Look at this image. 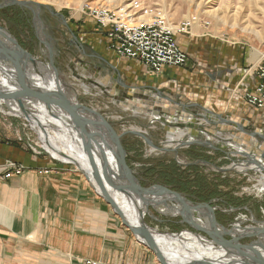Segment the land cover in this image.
I'll use <instances>...</instances> for the list:
<instances>
[{"label":"rangeland","instance_id":"obj_1","mask_svg":"<svg viewBox=\"0 0 264 264\" xmlns=\"http://www.w3.org/2000/svg\"><path fill=\"white\" fill-rule=\"evenodd\" d=\"M5 1L0 0V5ZM16 1L43 5L44 7L40 9V21H35L33 14L27 9L9 7L21 9L26 14L28 23H22L20 26L18 24L19 17L15 15V11H13L15 14L12 12L11 14L1 13L0 29L7 32L17 42V48L39 65L48 66L47 68H49L52 54L54 66L62 82L74 90L82 106L85 109L97 111L110 123H113V130L117 136L125 135L122 144L128 156L126 161L134 173L140 176L141 174L150 173L151 169H156L155 172L162 174L163 167L175 164L184 174L183 172L189 170L191 166L198 167L201 174L206 177L205 179L211 182H222L223 185L219 188V192L224 196L210 202L199 203L193 201L187 194H178L182 195L193 206L202 205V213H205L208 207L215 208V217L219 214L222 218L221 222L217 218L216 220L224 228L235 229L239 227L241 232L243 231V233L238 234V238L243 237L240 240L242 245L248 246L259 240L256 233L250 234V232L264 229L262 228V224H264V169L256 170V167H254L255 169L251 168L243 172L232 167L264 159L261 155V153H264L263 114L254 118V120L245 119L246 125L241 122L240 117L216 115L215 111L219 110L228 113L229 109L224 105L220 107L214 105L204 106L198 102L189 103L186 100H184L186 102L183 105H177L176 102L161 100L159 98L163 95L161 97L157 96L156 92H152L147 88L139 89L136 87L135 81L126 83L118 76L117 71H112L110 59H107L106 53L108 48L110 50L111 48L105 42V31L102 29L94 31L86 28V26L83 28L78 26L79 24L76 25L72 20H68L70 16H83L85 20L86 18L94 20L88 15L87 7H102L116 12L129 6L135 0ZM139 1L161 10L169 24L175 29L192 17H197L201 22H198V24L201 26L203 23H209L208 27L204 28V32L207 34L205 37L207 46L208 43L214 44L215 41L227 39L233 43L245 44L255 55L264 57V0ZM27 26L30 27L31 31L27 29ZM1 33V41L11 47V40L5 33ZM186 56L188 57L187 54ZM188 60L187 66L183 69L190 66L189 57ZM148 71L154 74L149 69ZM51 72L46 71L43 76L50 75L54 80ZM50 84L56 86L54 82ZM64 91L68 95L72 92L67 88ZM120 91L122 94H120ZM167 94L169 93L167 92ZM167 94H164V96L166 97ZM246 94H242V99H245ZM151 95H155L156 98L150 97ZM226 95L224 94L223 97ZM225 101L227 102L228 99ZM0 111L3 112L0 116V127L4 131L14 134L13 132L18 130V126H20V130H23L24 126H30L23 117L13 114L7 108L4 111L0 109ZM36 112L45 116L39 110H36ZM46 116L48 117L47 114ZM155 116L158 119L154 118ZM29 128L27 127V129ZM29 130V133L26 132L29 136V145H32L33 149L43 152L42 155L48 158V163L53 166L57 165L58 169H74L80 172L73 164H65L55 160L48 153L46 145L40 139L38 134L40 132L38 130L36 132L31 128ZM180 132L187 134L184 137L186 145L178 147L175 141V144L169 147L167 143H169L170 138ZM191 137L195 138L197 142L190 143ZM200 141L205 142V144H200ZM208 143L212 144L209 145ZM128 148L133 150L130 151ZM238 148L244 153H240ZM27 170L29 169L25 168L21 175ZM51 172L50 169L39 171L40 174ZM80 174L82 175L81 172ZM98 198L100 197L98 196ZM232 202L239 203L234 206L231 204ZM106 207L107 210L110 208L107 204ZM109 210L112 213L115 227L128 235L129 243L134 242L138 244L136 248L147 250L122 225L120 218L113 213L112 209ZM166 220L169 221L165 224L162 223ZM172 221L179 223L172 225ZM145 223L149 227L157 229L163 236L188 237L198 234L207 237L191 224L183 222L181 218L164 217L153 210H150L145 217ZM180 248L179 251H182ZM147 252L156 258L150 251L147 250ZM177 255L175 256L178 257L179 263L197 260L196 254L191 256L187 252L181 257ZM86 262H83V264H86ZM156 264H159L157 258Z\"/></svg>","mask_w":264,"mask_h":264},{"label":"crops","instance_id":"obj_2","mask_svg":"<svg viewBox=\"0 0 264 264\" xmlns=\"http://www.w3.org/2000/svg\"><path fill=\"white\" fill-rule=\"evenodd\" d=\"M87 19L70 16L68 20L100 31L94 20ZM206 35L204 28L195 24L176 37L190 59L187 69L165 67L160 75H154L138 61L119 58L108 46L107 59L112 71L126 83L135 81L137 88H147L160 97L168 92L161 100L177 105L186 101L224 105L228 113L218 109L215 114L240 117L243 124L245 119L264 115V110L251 107L241 97L260 85L258 71L264 66V57L227 39L207 46ZM27 127L20 130L18 126L14 134L0 127V264H83L88 260L156 264V258L136 248L138 244L129 243L128 235L115 227L110 208L107 210L79 171L58 169L48 163L43 152L29 145ZM9 162L29 170L6 180ZM45 169L52 172L39 173Z\"/></svg>","mask_w":264,"mask_h":264},{"label":"water","instance_id":"obj_3","mask_svg":"<svg viewBox=\"0 0 264 264\" xmlns=\"http://www.w3.org/2000/svg\"><path fill=\"white\" fill-rule=\"evenodd\" d=\"M9 7L27 9L33 14L35 21H40V9L44 6L6 0L0 5V10ZM0 32L5 33L12 42L9 49L0 42V75L5 74L8 77L7 86L11 89L5 88L0 81L2 107L11 112L16 111L15 109L19 110L22 115L20 117H23L32 127L35 121L32 117L35 118V116L30 107L42 106L48 116L61 124L59 127H64L67 132L74 135L75 142L79 144L87 158L86 168L78 162L58 159L49 150L48 153L61 163L76 166L97 196L120 218L122 225L137 242L155 255L159 264H178L172 261L170 253L175 252L181 257L188 249L174 251L163 246L162 238L167 236L161 235L157 229L145 223V217L150 210L164 217H179L183 222L191 224L207 237L198 234H193L194 236L205 238L209 244H212L214 252L221 253L215 258L203 257L200 260L180 264H264V231L259 229L261 233H256L259 240L244 246L240 243L243 237L238 238L234 228L227 229L218 223L214 215L215 208L207 206L208 210L202 213V205L193 206L182 195L166 187L144 188L139 174L134 173L127 164L128 156L122 144L125 135L117 136L113 130V123L97 111L88 110L82 106L74 90L62 82L54 66L52 54L49 66L52 67L54 80L50 75L43 76L48 66L39 65L26 56L17 48V42L7 32L2 29ZM2 77L0 76L4 82L5 77ZM52 82L56 86L51 85ZM65 88L72 92H68V95L64 91ZM50 107L57 113H49L47 109ZM32 129L38 132L37 127ZM40 139L42 140L41 135ZM42 142L45 144L44 140ZM190 143L194 144V142ZM202 143L205 144V142ZM150 145L158 149L154 144L150 143ZM117 197L130 201L138 213L139 224L129 220ZM226 238L232 240L228 241Z\"/></svg>","mask_w":264,"mask_h":264},{"label":"built area","instance_id":"obj_4","mask_svg":"<svg viewBox=\"0 0 264 264\" xmlns=\"http://www.w3.org/2000/svg\"><path fill=\"white\" fill-rule=\"evenodd\" d=\"M87 11L99 28L105 31L111 50L119 57L138 61L154 74H161L165 67L187 66L188 57L175 38L198 24L197 17H192L175 29L161 10L139 0L116 12L102 7H87ZM208 25L206 22L202 27L207 28ZM258 74L261 83L254 92L245 95V100L251 107L264 110V66L259 68ZM6 167L5 179L19 176L25 170L23 166L11 162ZM86 264L108 263L87 261Z\"/></svg>","mask_w":264,"mask_h":264},{"label":"bare ground","instance_id":"obj_5","mask_svg":"<svg viewBox=\"0 0 264 264\" xmlns=\"http://www.w3.org/2000/svg\"><path fill=\"white\" fill-rule=\"evenodd\" d=\"M0 35H2L1 32H0ZM0 42L4 45L5 48H8V49L10 48L9 46L5 45L4 42L1 41V39H0ZM46 71L51 72L52 67L50 66L49 68L45 69V72ZM51 74H52V72H51ZM0 76L5 77V78L2 77L4 79V82L0 78L1 84H3L5 88L10 89V87L7 86V81H9L8 77L5 74H2ZM36 78H39V77H36ZM42 86L44 87V84ZM13 88H14V86H13ZM0 95H2V93H0ZM2 103L3 102H0V109L2 111H4L5 108L2 107ZM30 109L33 110L32 112H34V116H35V118L32 117V119L35 120V121H33V123H34L33 127H35V128L37 127V130L40 132L42 140L45 141L46 147L52 153V155L58 159H64V160H68L70 162L71 161L72 162H78L81 164L82 167L86 168L87 165H86L85 160H87V158H86L84 152L82 151V148L79 146V144L77 142H75L74 135L67 132L64 127H59L61 124L58 121L52 119L50 116L47 117L46 112L42 106H31ZM15 110L16 111L12 112L13 114L18 115V116H22L21 112L19 110H17V109H15ZM36 110L43 112L45 114V116L37 113ZM47 110L49 113H57V111L55 109H52V107H50ZM154 118L158 119L157 116H155ZM154 122H155V120H154ZM184 132H180L179 134H175L174 137L172 136L169 140V143H167V145L169 147H171L173 144H175L174 143L175 141L177 142L176 145L178 147L186 145V142H184V137L187 134ZM201 137H202V135H201ZM190 141L191 142H197L195 140V138H192V137H191ZM208 144L211 145L212 143L211 144L208 143ZM202 145H203V143H202ZM209 147H211V146H209ZM239 152L244 153L240 149H239ZM247 154H248V152H247ZM261 155L264 157V153H261ZM254 167H256V170L264 169V159L260 160L258 162H254V163L250 161V162L244 163L243 165H239V166L234 165L232 168L246 172V171L250 170L251 168L255 169ZM263 187H264V185H263ZM116 199L119 200L120 204L124 208V211L126 212V215L129 218V220L134 224H139L138 213L135 209H133V206L131 205L130 201L124 199L123 197H120V198L117 197ZM262 228H264V224H262ZM260 230L264 231V229H260ZM238 232L243 233V231L241 232L240 228H239ZM257 232L261 233L258 230H255L254 232H250V234L257 233ZM162 239H163V243H164L163 246H166V249L170 248L174 251H179L180 247H181L180 249L182 251L188 249L187 252L191 256L195 255V254L197 255V260H200L203 257L215 258L217 256H220L219 254H221V253L214 252V249L212 248V244H209L206 241V239L202 238V237H197L194 235L188 236V237H186V236L168 237L167 236V237L162 238ZM171 245H172V247H171ZM187 252H184V254ZM174 253L175 252L170 253L172 256L170 258H172V261L180 264L178 257L175 256L177 254L175 253V255H173ZM194 260H192V261H194Z\"/></svg>","mask_w":264,"mask_h":264},{"label":"trees","instance_id":"obj_6","mask_svg":"<svg viewBox=\"0 0 264 264\" xmlns=\"http://www.w3.org/2000/svg\"><path fill=\"white\" fill-rule=\"evenodd\" d=\"M13 11H15L16 14ZM11 12L19 17L18 24H20V26L22 23L28 21L26 14L19 8H8L0 11V14H11ZM27 29L31 31L28 26ZM128 149H130V151L133 150L131 148ZM155 170L156 169H151L150 173H148L149 177H146V179L142 181L141 184L144 188L149 189L154 187V185L162 187L172 185L177 192L187 194L193 201L199 203L210 202L224 196V194L219 192V188L223 185L222 182H211L205 179L206 177L201 174L200 169L196 166H191L189 170L183 172L184 174H182V171L175 164L163 167L162 175H159L160 172H155ZM238 203L232 202L231 204L237 206Z\"/></svg>","mask_w":264,"mask_h":264},{"label":"flooded vegetation","instance_id":"obj_7","mask_svg":"<svg viewBox=\"0 0 264 264\" xmlns=\"http://www.w3.org/2000/svg\"><path fill=\"white\" fill-rule=\"evenodd\" d=\"M159 175H162V174L159 173ZM139 177H140V179H141V183H142V181L145 180L146 177H149V175H148V174H141ZM158 178H159V177H158ZM156 184H157V182H156ZM159 184H160V182H159ZM165 187L169 188L170 190H172V191H174V192H177L176 189L174 188V186H172V185H171V186H165ZM177 193H179V192H177ZM180 194H181V193H180ZM188 197H189V196H188ZM216 218L218 219L219 222H221L222 218L220 217L219 214H217ZM167 221H169V220L162 221V223L165 224ZM180 222H182V221H180ZM174 223H175V224H174ZM178 223H179V222H178ZM178 223H177V222H173V221L171 222L172 225H173V224L176 225V224H178ZM164 224H163V225H164ZM238 230H239V228L236 227V228H235V232H236L237 234H240V232H238ZM226 239L229 240V241L232 240L231 238H226Z\"/></svg>","mask_w":264,"mask_h":264}]
</instances>
